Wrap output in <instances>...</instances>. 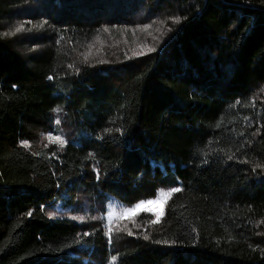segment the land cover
<instances>
[{
	"label": "trees",
	"instance_id": "16d2710c",
	"mask_svg": "<svg viewBox=\"0 0 264 264\" xmlns=\"http://www.w3.org/2000/svg\"><path fill=\"white\" fill-rule=\"evenodd\" d=\"M0 264H264V0H0Z\"/></svg>",
	"mask_w": 264,
	"mask_h": 264
},
{
	"label": "rangeland",
	"instance_id": "374dc122",
	"mask_svg": "<svg viewBox=\"0 0 264 264\" xmlns=\"http://www.w3.org/2000/svg\"><path fill=\"white\" fill-rule=\"evenodd\" d=\"M25 27H26L25 29H27L29 27L31 28L34 26L25 25ZM92 51H94L93 48L89 52V57H94L97 54V52H92ZM49 139L51 142L56 143V144H61V142H62V140L59 137H56L55 135H50ZM160 193L158 194V196L155 200H151V201H159L158 203H155L151 206H146V207L139 209V210H137V207H136L137 205L134 206L133 208H124L122 206H110L107 209V212L104 216L107 229H109L111 227V225L119 219L129 218V217H132V216H134L138 213H142V212L149 213V214L153 215L157 220L161 219L164 215L165 205H166V203H167V201L171 195L161 197ZM164 193H169V192H164ZM147 202L148 201L141 202V203H144L145 205H147ZM56 211L57 212L62 211L60 204H59V206L56 207ZM65 217H70V218L78 220V221L82 220V218L79 215L71 213L69 211L64 214V218Z\"/></svg>",
	"mask_w": 264,
	"mask_h": 264
},
{
	"label": "snow or ice",
	"instance_id": "6c2138e0",
	"mask_svg": "<svg viewBox=\"0 0 264 264\" xmlns=\"http://www.w3.org/2000/svg\"><path fill=\"white\" fill-rule=\"evenodd\" d=\"M105 31H107V29H105ZM62 143V142H61ZM173 191H180V189L179 188H177V189H173ZM171 195V193L169 192V193H164V192H161L160 193V196L161 197H164V196H170ZM159 201H148L147 202V205H145L144 203H141V204H139V205H137L136 207H137V210H139V209H142V208H144V207H146V206H151V205H153V204H155V203H158Z\"/></svg>",
	"mask_w": 264,
	"mask_h": 264
}]
</instances>
